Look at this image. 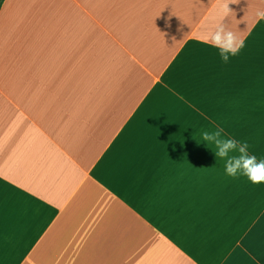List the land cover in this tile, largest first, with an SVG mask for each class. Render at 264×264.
<instances>
[{
	"label": "crops",
	"instance_id": "0c3cea01",
	"mask_svg": "<svg viewBox=\"0 0 264 264\" xmlns=\"http://www.w3.org/2000/svg\"><path fill=\"white\" fill-rule=\"evenodd\" d=\"M226 3L244 41L228 63L202 41ZM257 9L5 0L0 264H264V185L226 176L200 136L222 127L264 159Z\"/></svg>",
	"mask_w": 264,
	"mask_h": 264
},
{
	"label": "clouds",
	"instance_id": "9594fccd",
	"mask_svg": "<svg viewBox=\"0 0 264 264\" xmlns=\"http://www.w3.org/2000/svg\"><path fill=\"white\" fill-rule=\"evenodd\" d=\"M231 14L226 3L222 9L221 22L217 23L213 30L206 32L203 43L210 44L218 50L219 56L224 63L238 55L244 47V41L231 31L223 22ZM256 17L264 20V9H257ZM203 115V114H202ZM200 136L207 148L214 147L216 159L224 161V172L229 178L236 179L245 177L253 186L264 185V159L250 154L249 144L227 137L222 127L202 129Z\"/></svg>",
	"mask_w": 264,
	"mask_h": 264
},
{
	"label": "rangeland",
	"instance_id": "374dc122",
	"mask_svg": "<svg viewBox=\"0 0 264 264\" xmlns=\"http://www.w3.org/2000/svg\"><path fill=\"white\" fill-rule=\"evenodd\" d=\"M64 5V4H63ZM57 5H53V7H56ZM59 7H61L62 6V4H60V5H58ZM53 17H60V15H58V13H56V12H54L53 13Z\"/></svg>",
	"mask_w": 264,
	"mask_h": 264
},
{
	"label": "trees",
	"instance_id": "16d2710c",
	"mask_svg": "<svg viewBox=\"0 0 264 264\" xmlns=\"http://www.w3.org/2000/svg\"><path fill=\"white\" fill-rule=\"evenodd\" d=\"M5 0H0V9L2 7V4L4 3Z\"/></svg>",
	"mask_w": 264,
	"mask_h": 264
}]
</instances>
